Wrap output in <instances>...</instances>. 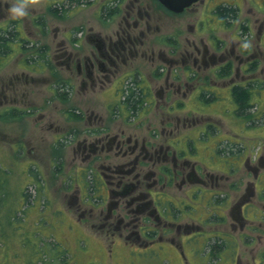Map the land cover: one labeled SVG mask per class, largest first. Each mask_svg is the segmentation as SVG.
<instances>
[{
  "label": "flooded vegetation",
  "instance_id": "af4514ba",
  "mask_svg": "<svg viewBox=\"0 0 264 264\" xmlns=\"http://www.w3.org/2000/svg\"><path fill=\"white\" fill-rule=\"evenodd\" d=\"M85 2L67 0V5H85ZM56 3L50 13L63 18L60 13L55 14L61 9L57 8L59 4ZM198 4L206 8V11L202 9L201 12H209L210 15L208 19L200 15L199 27L195 29L197 34H200V30H207L208 26L213 31L214 28L229 29L235 25L242 31L246 29V34L251 35L256 29L258 42L252 41L248 43L249 47L244 48L242 45L245 41L237 38V42L232 43L230 50H227L229 56L225 52L218 55L219 40L210 32L207 39L202 40L201 46H194V50L188 52L187 55L200 70L197 85L191 94L194 96L189 99L194 102L195 113L198 114L197 137H186L181 133L165 137L162 132L159 134L154 131L150 138H144L120 131L113 134L110 140L102 136L89 143L84 142L85 158L95 161L100 158L97 154L101 152H114L120 158V163L114 165L105 158L99 175L102 181L93 179V188L98 194L102 193L99 196H107V214L102 222L107 230L122 232L130 229L129 234L136 236V242L145 241L143 246L150 248L160 242L165 243L168 257L174 264H264V153L259 155L256 163H251L249 154H234L229 147V136L221 134L217 123H213L210 118H201L211 109L202 110V102H225L227 114L229 108L226 105L239 108L235 87L247 90L248 101L253 96L263 94L264 18L251 20L243 12L247 10L246 6L253 10H264V0L253 3L248 0H199L182 12L169 9L159 0H101L100 14L106 20L104 23L111 20L115 22L112 33H92L83 29L78 33L77 29L74 34L71 31L69 42L72 41V45L67 44V41L51 59L48 57L50 47L26 35L22 27L20 31L16 30L14 40L7 45L10 47V44H15L20 65L23 63L21 66L24 69L30 67L38 70L43 62V53H46L48 61L45 63L49 67L50 63L53 64L52 59L55 61L50 83L53 82L54 92L59 88L62 102L68 101V94L73 93L76 81L82 89L98 90L108 96L111 94L115 101L120 91H125V96L122 95L120 99L122 104H126L131 88L137 89L140 91V106L147 107L149 111H158L165 106L169 110L171 107L169 114L171 111H181L182 107L181 23L176 34L164 29L169 26L168 23L171 24L169 17H179ZM221 5L233 7L235 15L227 18L219 13ZM0 11H4L1 5ZM7 16L0 15L4 19ZM33 22L43 29L48 19L40 15L35 16ZM0 26V32L7 30L3 24ZM237 33L240 35V31ZM77 36L81 37L80 44L73 43ZM12 50L10 48L0 56V66L7 52ZM36 79L32 77L33 82ZM131 80L132 86L123 88L124 83ZM221 80L228 81L226 88L217 87L221 85ZM8 89V83H0L1 107L6 105V98L2 96H6ZM9 111L0 112V115L4 116ZM236 112L242 115L238 109ZM158 135L162 136L161 140L154 138ZM202 140L208 143H202ZM214 164L218 165V169H210ZM241 167H245L247 176L252 173L253 180H246L242 184L243 175L242 179L234 181L233 175ZM215 173L222 175L217 176ZM175 182L181 189L189 187L186 198L180 200L181 205L169 198ZM86 185L84 181L83 186ZM113 185L118 188L112 189ZM190 198L198 206L194 205V210L189 211ZM134 204L135 208L129 209L125 216L120 211L113 214L115 209ZM179 214L181 221L188 218L192 222L176 224ZM250 221H258V224L249 225ZM169 222L170 225L175 223L179 239L174 236L165 238V233L172 230L166 228ZM189 236L194 237L196 242Z\"/></svg>",
  "mask_w": 264,
  "mask_h": 264
},
{
  "label": "rangeland",
  "instance_id": "374dc122",
  "mask_svg": "<svg viewBox=\"0 0 264 264\" xmlns=\"http://www.w3.org/2000/svg\"><path fill=\"white\" fill-rule=\"evenodd\" d=\"M85 1V5H73L72 8L68 7L67 0H25L26 15L13 18L9 10L17 0H0L1 8L7 12L0 11V15H8L5 19L0 17V24L15 33L22 27L24 33L33 36L35 41L46 43L50 47L48 57L51 59L56 51L62 50L67 41V44L72 45V41L69 42L71 31L75 34L77 29L78 33L83 29L86 32L103 34L112 33L114 30V20L104 23L106 20L100 14L101 0ZM255 1L248 0L249 3ZM55 2L59 4L57 8H61L55 14L60 13L63 18L54 17L50 13ZM246 8L250 11L245 10L244 16L251 20L264 18V10H253L250 6ZM202 9L206 11V8L198 4L179 17H169L171 24L168 23L169 26L164 29L176 34L181 23L182 107L181 111H171L169 114L171 107L168 110L167 106L158 111H149L142 106L139 110L129 111L128 103H120L125 91H120L115 101L111 94L108 96L98 90L82 89L76 81L73 93L68 94V101L62 102L59 99V88L54 92L56 89L52 86L53 82L50 83L53 76L51 69H55V61L52 59L53 64L50 63V67L42 64L38 66V70L30 67L24 69L21 66L23 63L20 65L18 49L15 44H10L9 49L14 51L4 55L0 66V83L9 84L6 96H2L6 98V105L0 106V112L10 110L12 115L13 110L15 115H0V180L5 190L1 197L4 208H0V223L2 229L7 228L0 229V264H38L36 248L32 249L36 244L40 246L39 264H174L168 257V246L165 243L160 242L154 248L146 247L143 246L145 241L136 242V236L129 234L130 229L121 232L109 231L104 227L102 222L107 214V196L100 197L102 193L98 194L90 182L94 177L102 181L99 175L105 158L113 165L120 163V158L114 152H101L97 154L100 158L89 161L85 158L83 146L84 142L89 143L96 137L107 136L105 140H110L113 134L120 131L144 138H150L154 131L159 134L162 132L165 137L171 134L176 136L178 133L186 137H197L198 114L195 113L194 102L189 99L194 96L191 94L197 85L200 70L195 67L192 58L187 55L188 52H192L194 46H201L202 40L207 39L210 32L219 40L218 55L225 52L229 56L227 50H230L232 43L237 42V38L248 43L258 42L256 29L254 35H251L246 34V29L242 31V28L235 25L229 29L214 28L213 31L207 25V30H200V34H197L195 29L199 27L200 15L202 14L203 19H208L210 15L209 12H201ZM40 15L48 19L43 29L33 22L34 17ZM75 38L73 43L80 44L81 37ZM262 46L264 47V43ZM65 76L68 77L66 74ZM32 77L37 79L33 82ZM226 82L228 81L221 80V85L217 87L226 88ZM131 83L132 80L125 82L123 88L132 86ZM256 96L250 98L251 105L247 113L242 115H237L238 106L234 109L230 104L226 105L229 108L227 114L224 109L225 102L221 104L215 100L212 104L201 103L202 110L211 108L207 112L211 117L204 114L201 118H210L213 123L216 122L221 134L229 136L227 139L233 153L245 156L249 154L251 163H256L259 155L264 153V92ZM72 111L79 115V120L71 115ZM21 115L24 116L20 117ZM162 115L170 116L167 118ZM161 137L154 136L158 140ZM202 143L208 141L202 140ZM191 159L195 160L193 157ZM217 166L214 164L210 169H218ZM170 167L173 168L172 164ZM216 173L217 176L222 175ZM245 173V167H241L234 173V181L242 179L243 175L242 184L246 180H253L252 173L249 176ZM85 179L89 181L86 187L83 186ZM207 179L211 181L208 176ZM174 187L169 192V198L181 205L180 200L186 198L189 187L181 189L176 182ZM117 188L116 185L112 186V189ZM25 193L36 196L31 206L25 204ZM194 203L190 198L189 211L194 210V205L198 206ZM135 206L136 204L131 207L123 206L120 210L115 209L113 214L120 211L125 216ZM13 207L26 210L23 216L25 219H21L23 223H20V230L10 227L6 219L14 211L11 210ZM178 217L176 224L192 222L188 218L181 221L180 214ZM170 222L166 228L172 230L165 233V238L174 236L179 239L175 223L170 225ZM254 224L257 225L258 221L249 222V225ZM189 237L196 242L194 237Z\"/></svg>",
  "mask_w": 264,
  "mask_h": 264
},
{
  "label": "trees",
  "instance_id": "16d2710c",
  "mask_svg": "<svg viewBox=\"0 0 264 264\" xmlns=\"http://www.w3.org/2000/svg\"><path fill=\"white\" fill-rule=\"evenodd\" d=\"M218 11H219V13L226 16L227 18L233 17L235 15V9L229 5L219 6ZM15 36H16V33L14 30L12 32L10 30L0 32V56L9 49V46L7 44L9 41H13ZM45 54L46 53H43V55H42V61H43L42 64H46L45 62L48 61ZM131 89L132 90L128 94L127 101H126V103H128L129 111L130 110L134 111V109L139 110V108L141 107L140 106L141 104L139 103L140 102V100H139L140 99V91H138L137 89L134 90L133 88H131ZM235 96H236V99L239 103V108H238L239 113H241V114L247 113V109L251 105L248 101L247 90H245L241 87H235ZM9 112H7L5 114V117H8V115H11ZM11 113H12V115L9 117H15L13 110L11 111ZM71 115L74 116L75 118H77V120H79V118H80L79 115L74 111L71 112ZM84 176H85V173L83 174V177ZM93 179H95V177L92 178L91 182H90L92 184V187H94ZM85 183L89 184V181L85 179ZM3 191L5 193V190L2 188V184H1V180H0V202L2 199L1 197H2ZM24 195H25V199H26L25 204H28L29 206H31V204L35 201L34 199L36 198V196L34 197L33 195H29L27 193H25ZM30 201H32V202H30ZM2 204H3V201L0 203V208H4V206H2ZM7 207H5V208H7ZM11 210H14V211L9 213V215H8L9 218H6L8 221V225L12 228L14 227L15 230H20L21 229L20 223H23L22 222L23 220H21V219H25L23 216L25 215L24 213H26V210L25 209L19 210L18 208L14 209V207L11 208ZM0 229L1 230H5V229L7 230V228H5V229L1 228V223H0ZM1 233H2V231H1ZM39 247L40 246L38 244H36L35 247H32V249L36 248V254H37L36 256H37L38 264H39V259L41 258V255L38 254L40 252V250H38ZM43 249L45 250V247H43Z\"/></svg>",
  "mask_w": 264,
  "mask_h": 264
},
{
  "label": "water",
  "instance_id": "95a60500",
  "mask_svg": "<svg viewBox=\"0 0 264 264\" xmlns=\"http://www.w3.org/2000/svg\"><path fill=\"white\" fill-rule=\"evenodd\" d=\"M159 1L173 11L182 12L187 7H190L199 0H159Z\"/></svg>",
  "mask_w": 264,
  "mask_h": 264
},
{
  "label": "clouds",
  "instance_id": "9594fccd",
  "mask_svg": "<svg viewBox=\"0 0 264 264\" xmlns=\"http://www.w3.org/2000/svg\"><path fill=\"white\" fill-rule=\"evenodd\" d=\"M9 11L12 14L13 18H18V17H22V16L26 15L25 0H17V2L11 6ZM242 47H244V48L249 47L248 42H244Z\"/></svg>",
  "mask_w": 264,
  "mask_h": 264
},
{
  "label": "crops",
  "instance_id": "0c3cea01",
  "mask_svg": "<svg viewBox=\"0 0 264 264\" xmlns=\"http://www.w3.org/2000/svg\"><path fill=\"white\" fill-rule=\"evenodd\" d=\"M43 66H45V65H43ZM83 175V174H82ZM83 182H84V180H83Z\"/></svg>",
  "mask_w": 264,
  "mask_h": 264
}]
</instances>
